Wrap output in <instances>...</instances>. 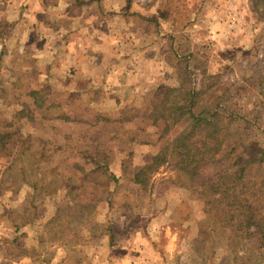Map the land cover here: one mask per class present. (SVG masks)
Wrapping results in <instances>:
<instances>
[{"label": "rangeland", "instance_id": "rangeland-1", "mask_svg": "<svg viewBox=\"0 0 264 264\" xmlns=\"http://www.w3.org/2000/svg\"><path fill=\"white\" fill-rule=\"evenodd\" d=\"M153 1L128 0L141 8ZM230 1L172 0L178 11L156 20L166 37L141 69L150 82L137 85V95L127 66L115 82L100 68L103 84L69 97L58 82L62 62L50 66L41 50H22L34 35L20 39L12 30L1 40L0 133L12 139L0 145V264H264L256 231L222 228L214 212L209 221L167 167L146 189L132 183L157 150L142 103L156 102L177 78L201 84L203 98L237 117L231 126L243 132L245 155L264 150V0ZM46 70L52 81L40 76ZM42 84L50 87L45 106L56 107L16 117L24 104L32 109L27 89ZM246 178L249 205L264 220V161Z\"/></svg>", "mask_w": 264, "mask_h": 264}, {"label": "trees", "instance_id": "trees-1", "mask_svg": "<svg viewBox=\"0 0 264 264\" xmlns=\"http://www.w3.org/2000/svg\"><path fill=\"white\" fill-rule=\"evenodd\" d=\"M7 26L0 20V39L7 33ZM49 91L47 84L27 89L24 97L32 101V109L24 104L16 117L30 119L31 113L44 109ZM202 91L201 84L195 89L177 78L176 85L165 89L156 102L143 101V105L148 104L144 119L157 129V150L133 171L132 183L146 189L151 175L167 167L173 175L171 183L200 200L209 221L214 212L220 215L222 228L239 234L256 231L254 235L264 251L263 216L258 220L259 210L249 205L246 185L252 168L264 161V150L245 155L243 132H234L231 126L237 117L216 101L203 98ZM11 137L10 133H0V145L10 142ZM259 191L256 188L250 196Z\"/></svg>", "mask_w": 264, "mask_h": 264}, {"label": "crops", "instance_id": "crops-1", "mask_svg": "<svg viewBox=\"0 0 264 264\" xmlns=\"http://www.w3.org/2000/svg\"><path fill=\"white\" fill-rule=\"evenodd\" d=\"M224 1L231 5L230 0ZM171 2L155 0L153 5L141 8L130 4L128 0H0L1 20L10 25L0 39V47L1 40L4 42L3 38L12 30L16 31L20 39L29 33L34 35L31 45L24 46L22 50H41L44 53L39 57L50 59L47 63L50 66L58 58L62 62L59 63V72L64 74L58 82L66 84L69 97L81 98L89 92L91 85L103 84L104 75L99 69L104 67L108 68L112 82L118 77L117 68H135L131 69L130 80H126V83L132 84L130 88L136 94L137 85L145 82V87L150 82L149 77L140 74L141 69L153 63L151 54L154 46L162 43V37H166L156 23L161 25L162 15L178 11L169 8ZM161 56L160 61L168 65L165 55ZM32 58L36 59L35 56ZM115 59L122 63H113ZM63 65L68 67L65 72ZM95 69L98 74L92 72ZM40 76L52 81L47 70ZM86 88L88 90H83Z\"/></svg>", "mask_w": 264, "mask_h": 264}]
</instances>
